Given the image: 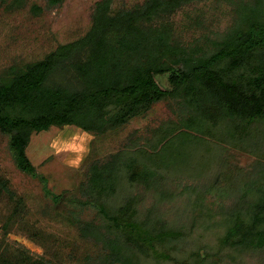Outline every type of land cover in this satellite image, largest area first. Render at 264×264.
Masks as SVG:
<instances>
[{
    "label": "rangeland",
    "instance_id": "374dc122",
    "mask_svg": "<svg viewBox=\"0 0 264 264\" xmlns=\"http://www.w3.org/2000/svg\"><path fill=\"white\" fill-rule=\"evenodd\" d=\"M101 1L52 5L49 0H0V76L85 37ZM146 1L114 0L111 13L133 10ZM257 14L264 18V0H186L155 26L167 24L171 40L188 47L208 39L217 42ZM62 76L72 80L70 73ZM157 81L172 91L166 76ZM183 100L163 99L103 134L75 126L33 134L27 154L36 168L34 176L18 169L9 137L0 134V175L12 193L0 198L1 248L7 246L14 255L18 249L27 251L35 259H50L48 264H99L95 258L109 248L121 250L110 245L115 235L97 226L102 222L95 211L80 203L90 169L119 155V168H157V184L147 189L119 176L107 190L97 183L98 194L107 191L98 195L100 202L113 196L115 209L134 198L141 219L159 220L172 234L163 246L145 254L130 249L127 258L120 255L112 264H264V251H234L217 243L225 235L226 217L247 211L264 194V121L245 129V121L198 112ZM110 185H119L117 195L109 191ZM13 211L18 212L17 223L13 221L5 236L3 225ZM88 226L93 227L85 230ZM34 234L37 241L29 237ZM38 242H48L49 253Z\"/></svg>",
    "mask_w": 264,
    "mask_h": 264
},
{
    "label": "trees",
    "instance_id": "16d2710c",
    "mask_svg": "<svg viewBox=\"0 0 264 264\" xmlns=\"http://www.w3.org/2000/svg\"><path fill=\"white\" fill-rule=\"evenodd\" d=\"M49 1L57 5L61 0ZM113 1L97 4L93 26L82 39L0 76V134L9 137L10 150L22 173L36 175L27 154L33 134L65 126L103 134L168 97H182L185 105L198 112L206 110L208 115L214 112L218 117L245 121V129L257 120L264 121L263 17H247L246 26L217 42L208 39L185 47L171 40V27L155 23L173 14L186 0H147L114 15ZM62 73H70L72 80L65 81ZM158 76L168 78L172 91L161 88ZM120 165L121 156L113 155L104 165L91 168L83 187V203L80 201L100 218L102 225L97 226L115 235L110 245L121 246L122 251L109 245L108 253L95 258L99 264L117 263L120 255L127 258L130 249L145 254L147 249L163 246L172 234L162 222L157 223L159 220L141 219L134 198L115 209L113 196L100 202L98 195L107 191L100 189L98 194L97 183L107 190L106 185L119 176L147 189L157 184V168ZM5 179L0 175V198L12 194ZM118 188L110 185L109 191L117 195ZM17 217L18 212L13 211L4 223L5 236ZM224 226L219 245L234 251H264V194L247 211L226 217ZM23 228L29 229L26 225ZM35 235L29 237L37 241ZM38 243L49 253L48 242ZM1 247L0 243V264L50 263V259H35L24 250L18 249L14 255L7 246ZM88 262L80 264H92Z\"/></svg>",
    "mask_w": 264,
    "mask_h": 264
}]
</instances>
